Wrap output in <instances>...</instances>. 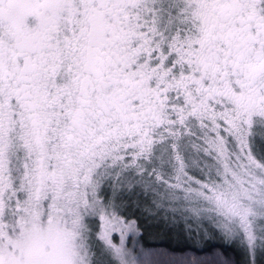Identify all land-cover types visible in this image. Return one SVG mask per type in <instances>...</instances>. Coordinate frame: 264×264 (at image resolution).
I'll return each mask as SVG.
<instances>
[{
  "label": "snow or ice",
  "instance_id": "1",
  "mask_svg": "<svg viewBox=\"0 0 264 264\" xmlns=\"http://www.w3.org/2000/svg\"><path fill=\"white\" fill-rule=\"evenodd\" d=\"M140 185L264 256V0H0V264H202L125 247Z\"/></svg>",
  "mask_w": 264,
  "mask_h": 264
},
{
  "label": "trees",
  "instance_id": "2",
  "mask_svg": "<svg viewBox=\"0 0 264 264\" xmlns=\"http://www.w3.org/2000/svg\"><path fill=\"white\" fill-rule=\"evenodd\" d=\"M156 185L154 189H160ZM157 195L155 200L149 199L154 191H139V186L134 193L123 202L120 214L125 219L136 222L138 234L137 243L142 252L159 253L169 251L177 257H187L199 260L202 264H264V256L251 257L232 240L222 235H212L205 224H199L204 230V239H186V229L191 226L197 228L198 222L188 211L193 203L183 199H170L172 197ZM182 197L183 193L178 192ZM192 223L189 225L188 221ZM216 256V257H215ZM256 258V259H255Z\"/></svg>",
  "mask_w": 264,
  "mask_h": 264
},
{
  "label": "rangeland",
  "instance_id": "3",
  "mask_svg": "<svg viewBox=\"0 0 264 264\" xmlns=\"http://www.w3.org/2000/svg\"><path fill=\"white\" fill-rule=\"evenodd\" d=\"M143 190L142 189V185L139 186V191ZM134 193L133 191H125L124 194H123V202L127 201L128 200V196H130V194ZM161 194H164V190L160 187V189H155L153 194L150 195L151 197H149L150 200L154 201L155 200V197L157 195H161ZM170 199H173V198H170ZM124 205L121 206V208L123 209ZM121 210L119 209L118 211V214L121 215L119 212ZM123 218L124 216L121 215ZM125 219V218H124ZM126 221H132V220H129V219H125ZM112 238H113V242L116 243V244H119L120 242V235H119V232H115L112 234ZM137 238H138V234H137V231H136V228L134 231H128L125 235V240H124V243H125V247L130 249L133 254H136L138 252H142V250L140 249V245H138V241H137ZM216 257V256H215ZM256 257V256H255ZM256 259V258H255Z\"/></svg>",
  "mask_w": 264,
  "mask_h": 264
}]
</instances>
